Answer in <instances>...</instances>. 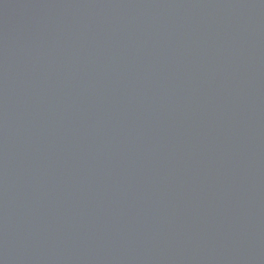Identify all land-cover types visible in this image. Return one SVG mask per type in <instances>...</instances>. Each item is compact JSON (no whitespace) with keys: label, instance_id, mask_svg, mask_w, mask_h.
<instances>
[{"label":"water","instance_id":"95a60500","mask_svg":"<svg viewBox=\"0 0 264 264\" xmlns=\"http://www.w3.org/2000/svg\"><path fill=\"white\" fill-rule=\"evenodd\" d=\"M0 264H264V0H0Z\"/></svg>","mask_w":264,"mask_h":264}]
</instances>
